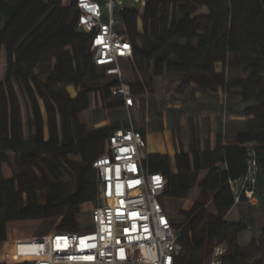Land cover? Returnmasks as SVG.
Returning a JSON list of instances; mask_svg holds the SVG:
<instances>
[{"label": "trees", "instance_id": "obj_1", "mask_svg": "<svg viewBox=\"0 0 264 264\" xmlns=\"http://www.w3.org/2000/svg\"><path fill=\"white\" fill-rule=\"evenodd\" d=\"M76 1L67 6L62 0H0V243L24 237L12 232L15 221L26 220L33 231L44 225L48 232L76 231L83 204L97 200L93 163L115 128L90 127L83 112L92 99L107 108L122 107L123 101L111 92L119 79L93 61L90 34L77 26ZM120 15L133 44L135 78L129 82L135 95L174 72L182 85L236 93L249 116L232 136L218 133L214 148L193 137L174 161L163 140L150 135L149 169L166 175L165 196L185 199L196 185L201 189L192 208L180 210L183 223L175 220L184 245L178 264H205L219 241L228 244L224 264H264V226L249 246L241 243L250 223L232 210L245 195L236 202L229 183L248 172L254 149L256 192L264 203V0H148L143 12L125 7ZM231 66L243 67L246 76L229 79ZM72 84L80 87L78 94ZM20 91L32 107L28 132ZM65 173H72L66 181ZM7 255L15 262L29 259L15 239L1 249L0 257Z\"/></svg>", "mask_w": 264, "mask_h": 264}, {"label": "built area", "instance_id": "obj_2", "mask_svg": "<svg viewBox=\"0 0 264 264\" xmlns=\"http://www.w3.org/2000/svg\"><path fill=\"white\" fill-rule=\"evenodd\" d=\"M148 0H77V26L90 34L93 61L117 77L113 96L131 111L137 95L125 78L124 63L133 59V44L125 32L120 11L136 7L144 11ZM148 139L133 123L110 135L109 146L93 163L98 180L92 228L50 231L14 238L21 255L17 262L29 264H178L184 245L181 228L165 202L168 179L162 171L150 170ZM259 163L249 150L248 172L229 183L239 202H260L256 192ZM7 242V241H6ZM10 251V250H9ZM228 251L225 241L215 242L205 264H224ZM7 255L3 260H10ZM11 262H15L12 261Z\"/></svg>", "mask_w": 264, "mask_h": 264}, {"label": "rangeland", "instance_id": "obj_3", "mask_svg": "<svg viewBox=\"0 0 264 264\" xmlns=\"http://www.w3.org/2000/svg\"><path fill=\"white\" fill-rule=\"evenodd\" d=\"M64 5H70L71 0H62ZM125 78L133 80L135 78L134 65L131 61L124 63ZM231 74H241V70L237 68L230 69ZM143 75V73H142ZM145 76V75H144ZM74 85V84H72ZM77 89V94L80 90L79 86L74 85ZM71 96L73 95L66 87ZM236 95V93H232ZM222 95V96H221ZM221 95L214 92H206L198 88L193 83L182 85L180 75L174 72H167L155 79V86L153 90H149L142 95H137V106L135 109L128 111L123 107L107 108L99 102L92 103L83 114L85 121L90 127H100L109 125L115 130L120 127H128L132 123L138 127L145 129L146 137L148 139L147 151L150 153V135L154 138H161L166 145V153L173 157L175 150L185 147V145L195 136L200 141H204L206 137L211 139V132L213 125L215 128H220L222 119L225 118L226 109H228L229 98L225 91L221 89ZM22 101V115L24 120V130L28 132L27 119L32 115V107L27 100L25 94L20 91ZM98 101V97H96ZM233 100V98H232ZM235 100V99H234ZM40 105L44 118H47L46 107L44 101L40 99ZM227 114V113H226ZM243 116L232 115L231 120L241 119ZM229 132V131H228ZM227 135H233L230 131ZM218 135V134H217ZM45 136H49L48 126H45ZM75 159H81L80 155H73ZM205 173H200L199 178H202ZM72 173H65L62 180H67ZM200 187L196 185L193 187L188 198L179 199L165 196L164 202L175 220L183 223L185 215H180L181 209H190V206L195 202L200 193ZM96 201L85 203L82 206V212L79 214V230H89L92 228V209L96 205ZM209 208L216 211L213 204H209ZM242 213L245 219L250 223V227L242 231L240 234V241L246 247L250 245V240L253 236L258 238L261 229L264 226V203L251 204L247 201L239 202L232 210L233 215ZM53 219L46 220L50 223ZM42 220L34 223L37 228L41 225ZM26 220L15 221L11 230L16 236L40 235L48 233L49 225L47 227L40 226L38 229L29 227ZM57 224H54L53 228ZM14 239V238H13ZM9 240V239H8ZM6 241L0 243V251L4 247ZM0 262L5 263H20L11 262L10 260H3L0 257Z\"/></svg>", "mask_w": 264, "mask_h": 264}, {"label": "crops", "instance_id": "obj_4", "mask_svg": "<svg viewBox=\"0 0 264 264\" xmlns=\"http://www.w3.org/2000/svg\"><path fill=\"white\" fill-rule=\"evenodd\" d=\"M216 68H217L218 71H221L223 69L222 62H217L216 63ZM233 68L240 69L241 70V74H235V75L234 74H231L230 73L231 72L230 69H233ZM227 75H228V78L229 79H234V78H237V77H244V76H246V72L244 71L243 67H241V66H239V67L231 66V67H229L227 69ZM193 84L196 85L195 83H193ZM221 89H223V88L222 87H219V89L217 91H215L214 93H218V94L221 95ZM225 93L227 95V97H225V98H229V102H228V107L229 108L226 109L225 118L222 119V122L220 123L221 126H220L219 129L218 128H215V126L213 125V127H212L213 129H212V132H211V139L209 137H206L204 139L203 143H202V141H200L202 147L206 143H209L210 146L212 148H214L216 146V143H217V134L218 133L225 134L228 131L229 132L231 131L233 134H235L241 128L242 123L249 117V116L245 115L244 112H243V108L245 106V101H243L242 98L240 96H238L237 94L236 95H233L232 93H227V92H225ZM232 98H233V100H232ZM234 114H236L237 116H243V118L237 119V120H231L230 118ZM191 142H192V140L190 142H188L185 145V147H183V149L184 150H188L189 145L191 144ZM178 150H180V149H178ZM178 150H175V152H174V155L172 157L173 161L175 160V155H176V153H177ZM207 171L208 170L204 169V170L201 171V173H205L206 174ZM193 205H194V203L190 206V209L192 208ZM188 210H189V208H188ZM173 219H174V217H173ZM11 239H13V238H10L9 240H11Z\"/></svg>", "mask_w": 264, "mask_h": 264}]
</instances>
